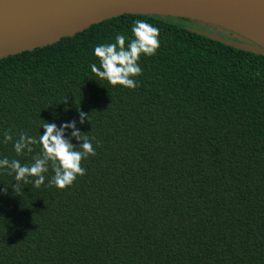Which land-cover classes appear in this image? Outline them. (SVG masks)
<instances>
[{
    "label": "trees",
    "instance_id": "obj_1",
    "mask_svg": "<svg viewBox=\"0 0 264 264\" xmlns=\"http://www.w3.org/2000/svg\"><path fill=\"white\" fill-rule=\"evenodd\" d=\"M135 20L160 47L141 55L138 87L113 86L91 71L94 49L118 34L127 47ZM189 21L123 13L0 58V160L33 164L41 145L14 143L47 122L76 120L96 151L63 190L51 167L16 189L0 168V264H264V54Z\"/></svg>",
    "mask_w": 264,
    "mask_h": 264
},
{
    "label": "water",
    "instance_id": "obj_2",
    "mask_svg": "<svg viewBox=\"0 0 264 264\" xmlns=\"http://www.w3.org/2000/svg\"><path fill=\"white\" fill-rule=\"evenodd\" d=\"M123 13L186 18L235 39L186 26L198 34L264 54V0H0V58ZM241 38L246 42L236 40Z\"/></svg>",
    "mask_w": 264,
    "mask_h": 264
},
{
    "label": "clouds",
    "instance_id": "obj_3",
    "mask_svg": "<svg viewBox=\"0 0 264 264\" xmlns=\"http://www.w3.org/2000/svg\"><path fill=\"white\" fill-rule=\"evenodd\" d=\"M133 37L125 46L126 37L118 34L115 43L100 44L94 49L95 56L100 61V66L91 64V71L101 80H107L109 84L120 85L125 88L135 89L139 81L135 77L143 74L138 61L141 55L153 56L160 47L159 28L154 27L144 20H135L131 29ZM67 102V97L64 103ZM79 123L84 124L89 120V115L79 110ZM77 121L72 120L62 123L59 127L56 123L47 122L41 125L44 132L39 136V140L20 133L19 138L14 143L17 154H21L25 149L32 151V145L39 143L41 153L34 158L31 165H22L18 160H11L7 157L0 160V168L10 170L9 174L15 173L16 183L13 189L24 185H33L39 188L45 183V173L49 167L54 171V176L49 181L50 185H55L63 190L73 185L78 176H84L86 169L82 167V161L89 156H95L96 151L89 137L85 132H81L76 127ZM71 129L70 136L76 141L83 143L73 144L70 138L66 137V130ZM94 139V138H93ZM13 140L10 131L4 133V142ZM79 145L81 150H76ZM0 191L7 192V188Z\"/></svg>",
    "mask_w": 264,
    "mask_h": 264
},
{
    "label": "rangeland",
    "instance_id": "obj_4",
    "mask_svg": "<svg viewBox=\"0 0 264 264\" xmlns=\"http://www.w3.org/2000/svg\"><path fill=\"white\" fill-rule=\"evenodd\" d=\"M185 26H189V27H193V28H196V29H199V30H203V31H207V32H210V33H216L222 37H225V38H229V39H235V37H233L231 35V33H226L224 30H221V29H217L215 27H210V26H207V25H202L201 23L199 22H195V21H192L190 20L189 22H185L184 23ZM238 41H241V42H246V40L244 39H236ZM249 43V42H247Z\"/></svg>",
    "mask_w": 264,
    "mask_h": 264
}]
</instances>
